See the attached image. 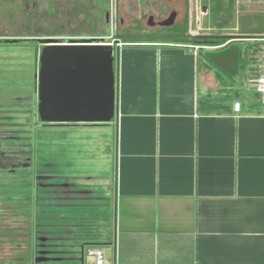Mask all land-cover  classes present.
Segmentation results:
<instances>
[{
  "label": "crops",
  "instance_id": "0c3cea01",
  "mask_svg": "<svg viewBox=\"0 0 264 264\" xmlns=\"http://www.w3.org/2000/svg\"><path fill=\"white\" fill-rule=\"evenodd\" d=\"M195 11L213 30L209 7ZM233 39L243 51L219 67L180 43L115 46L112 190L48 196L56 242H90L107 264H264V38Z\"/></svg>",
  "mask_w": 264,
  "mask_h": 264
},
{
  "label": "flooded vegetation",
  "instance_id": "af4514ba",
  "mask_svg": "<svg viewBox=\"0 0 264 264\" xmlns=\"http://www.w3.org/2000/svg\"><path fill=\"white\" fill-rule=\"evenodd\" d=\"M198 1L200 7L206 1L210 8L215 0ZM236 1L233 0L234 7ZM195 3L196 0H0V169L11 172L17 169L32 170L33 181L42 185H47V181L71 182L73 179L70 177L82 175L65 168L71 162L61 153L64 152L63 148L47 149L49 142L41 140L50 138L52 145L53 136L34 134L56 131L59 133L56 137L62 139L72 128L101 125H73L39 117L35 99V71L41 49L47 45L45 39L50 38L58 43L102 39L104 44L112 42L111 45L115 41L122 44L131 40L153 43L175 41L189 35V24L197 17ZM206 15H209L208 11ZM2 45H17L19 50H2ZM5 60L11 64L10 69L4 67L7 63ZM21 116L25 119H20ZM47 157L55 160L63 173L59 175L60 178L47 180V175H43L37 180L36 165L39 162L42 163L41 169L51 168ZM64 176L70 177L66 180ZM86 190L87 193L94 191L91 187ZM58 194L47 193V188H44L40 198L47 203L48 196L56 197ZM10 230L4 232L8 234ZM37 236L32 231L27 235L29 264H34L37 250H47V241L41 242L36 239ZM7 244L10 249L15 248ZM38 244L46 246L39 247ZM45 257L38 255L39 264H47Z\"/></svg>",
  "mask_w": 264,
  "mask_h": 264
},
{
  "label": "water",
  "instance_id": "95a60500",
  "mask_svg": "<svg viewBox=\"0 0 264 264\" xmlns=\"http://www.w3.org/2000/svg\"><path fill=\"white\" fill-rule=\"evenodd\" d=\"M40 52L36 66L37 112L43 120L54 122L106 123L115 113V74L113 51L115 45L104 44L102 39L87 42L68 41L58 43L47 38ZM50 169H41V162L36 165L37 180L47 175V180L60 178L63 173L59 164L51 157ZM70 177V176H69ZM68 176H64L66 180ZM73 180H72V179ZM71 182L47 181V193L58 194L54 200L64 198H87V190L79 189L83 177H70ZM37 186L40 183L37 182ZM54 190H51L53 189ZM42 233V234H41ZM53 231H37V240L47 241V250H37L34 264H39L38 255H45L47 264H59L70 261L72 264H84V257L90 242L59 244L61 237H52ZM41 235V236H40ZM80 238H72L71 241ZM53 241V242H52ZM45 247L44 244H38ZM66 247V249H62Z\"/></svg>",
  "mask_w": 264,
  "mask_h": 264
},
{
  "label": "rangeland",
  "instance_id": "374dc122",
  "mask_svg": "<svg viewBox=\"0 0 264 264\" xmlns=\"http://www.w3.org/2000/svg\"><path fill=\"white\" fill-rule=\"evenodd\" d=\"M244 8L245 12H254L256 15L253 17L255 25L258 26L260 21V16L256 11L264 12V0H237L236 8H240V6ZM241 11V9H240ZM239 11V12H240ZM243 15V14H241ZM241 15L234 14V25L244 24L249 16L245 15L241 18ZM199 17H203L198 12ZM205 24H207L205 20ZM204 24V25H205ZM72 28V27H69ZM215 29L210 32L213 33ZM228 30L224 31V34H229ZM33 45L36 46L35 43ZM243 44H235V48H230L227 55L231 56L237 54L240 51H243ZM2 50H19L17 45H2ZM233 49V50H231ZM117 48L114 47L113 54L116 56ZM202 57L206 58L208 61L209 57H213L217 54V52L210 51L211 54L207 51L202 50ZM213 59V58H211ZM9 60V59H6ZM5 60V61H6ZM7 62V61H6ZM115 63V62H114ZM4 67L10 69V65L8 62L5 63ZM114 64V68H115ZM26 117V116H25ZM20 119H25L22 116ZM115 122V119H112ZM101 123V125L93 127V128H72L70 132H67L65 135L66 138H57L56 135L59 133L55 132H43V133H33L35 136L37 134H41L44 137L53 136L52 142L54 144L51 145V139L46 138L42 139L43 142L47 143V149H55V148H63L64 152H61L63 155H68L69 162H74L78 167H88L90 168H107V172L110 175L108 180L106 178H102L99 180L95 179H86L87 181H92L93 188L101 189L106 193H110L112 190V170L115 167V143H116V132L114 133L113 122ZM39 128V126L37 127ZM34 136V137H35ZM36 142V141H35ZM34 142V144H35ZM60 143V144H59ZM106 144L108 146H106ZM110 150V152H107ZM66 150H72L74 152H70ZM107 152V153H105ZM108 154V156H107ZM72 159H70V157ZM103 164V165H102ZM32 170H22L17 169L15 171H8L5 169H0V262H5L8 260L7 254L11 251L10 246L7 244L10 243L12 246L17 247V243H22L27 240V235L29 232L36 233L37 231L47 230V203L44 199L40 198V195L43 194V189L45 187L44 184H40L37 186L31 177ZM111 197V196H110ZM109 198V197H107ZM111 204V203H110ZM60 209V207H59ZM108 210H112L110 208ZM60 211H58V214ZM11 229L9 232H4L6 229ZM13 230V231H12ZM26 232V233H25ZM22 236V237H19ZM104 247V246H103ZM94 256L87 255L85 256L84 264H94ZM70 261H63L59 264H69Z\"/></svg>",
  "mask_w": 264,
  "mask_h": 264
},
{
  "label": "trees",
  "instance_id": "16d2710c",
  "mask_svg": "<svg viewBox=\"0 0 264 264\" xmlns=\"http://www.w3.org/2000/svg\"><path fill=\"white\" fill-rule=\"evenodd\" d=\"M207 5L208 4L205 1L203 3V8H206ZM258 13H260V21L258 26L255 25L254 22L255 20L253 17L257 14L254 12L244 13L241 15L240 17L243 18V16L248 14L247 16L250 18H248L244 24L240 23L237 26L234 25L235 7L233 0H215L212 4H210L209 8V15L211 19L209 24L213 29H215L213 33L199 34L195 36L186 35L175 41H156L154 43L149 41V44L180 43L186 45L187 47L197 49L200 55H203L202 50L209 52L206 53L207 55L211 54L210 51H215L217 54L213 57H209L208 60L210 61L211 65L219 67L220 61L230 60V57L232 56L227 55V53L225 54V52H229L230 48H235L236 40L233 38H239L243 40H247L248 38L252 37L264 38V12L260 11ZM225 30H228L230 33L224 34ZM231 33L238 35L234 36ZM144 42L146 41L131 40L130 42H123L122 45L148 44ZM115 60L116 56L113 54V66ZM27 243V240H25L24 243H19L17 247L10 249L11 251L7 254L8 260L5 262H0V264H29L30 253Z\"/></svg>",
  "mask_w": 264,
  "mask_h": 264
},
{
  "label": "built area",
  "instance_id": "2783aa9c",
  "mask_svg": "<svg viewBox=\"0 0 264 264\" xmlns=\"http://www.w3.org/2000/svg\"><path fill=\"white\" fill-rule=\"evenodd\" d=\"M198 0H196L195 3V9L196 8H200V4L197 2ZM237 9V8H236ZM211 29L209 27H203L200 24V20H197V18L191 22L189 24L188 27V34L190 36H195V35H199V34H210ZM111 44H113L111 42ZM114 45L117 47L122 46V43L119 41H115ZM258 91L261 93V97H262V101L264 102V76H262L261 78L257 79V85H256ZM233 108L235 111H238L240 108V103L239 102H234L233 104ZM88 254L90 255H94V264H107L105 259H104V255L103 252L100 249L97 248H90L88 249Z\"/></svg>",
  "mask_w": 264,
  "mask_h": 264
}]
</instances>
